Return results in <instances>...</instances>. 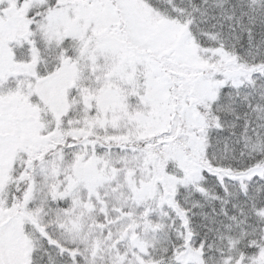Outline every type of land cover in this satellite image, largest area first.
<instances>
[{
    "label": "snow or ice",
    "instance_id": "obj_1",
    "mask_svg": "<svg viewBox=\"0 0 264 264\" xmlns=\"http://www.w3.org/2000/svg\"><path fill=\"white\" fill-rule=\"evenodd\" d=\"M0 264H264V0H0Z\"/></svg>",
    "mask_w": 264,
    "mask_h": 264
}]
</instances>
